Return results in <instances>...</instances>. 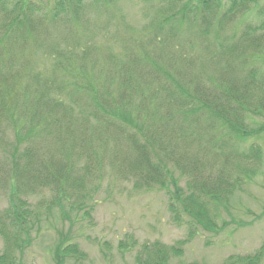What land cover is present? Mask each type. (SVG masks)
I'll list each match as a JSON object with an SVG mask.
<instances>
[{"label": "trees", "instance_id": "obj_1", "mask_svg": "<svg viewBox=\"0 0 264 264\" xmlns=\"http://www.w3.org/2000/svg\"><path fill=\"white\" fill-rule=\"evenodd\" d=\"M257 1L140 0L149 13L135 27L120 0H0V264H17L41 206L65 218L67 203L81 209L91 174L107 166L136 189L165 190L189 238L227 224H217L225 203L255 175L242 165L262 157L261 146H240L264 133L247 123L264 113V18L227 26L264 17ZM60 243L59 264L82 256ZM143 251L139 264H166L181 249Z\"/></svg>", "mask_w": 264, "mask_h": 264}, {"label": "rangeland", "instance_id": "obj_2", "mask_svg": "<svg viewBox=\"0 0 264 264\" xmlns=\"http://www.w3.org/2000/svg\"><path fill=\"white\" fill-rule=\"evenodd\" d=\"M41 1L44 6L53 2ZM120 1L119 8L124 10L126 22L140 27L144 22L142 15L149 13H141L140 0ZM222 1L227 3L229 0ZM257 2L262 5L264 0ZM91 13L87 12L86 16ZM263 18L251 11L228 24V33L239 31L246 23L257 24ZM113 24L109 23L110 26ZM110 47L118 53L117 45ZM256 61L260 65L258 79L264 81V57L260 56ZM247 123L253 127L263 124L264 113L248 117ZM253 143L262 148L260 163L242 165L252 173L255 171V175L245 180L225 203L217 224L219 227L223 221L227 224L218 233L198 227L189 238L187 224L172 221L165 190L157 186L136 189L132 178H122L107 166L101 179L96 178L99 173L91 174L93 179L91 184L85 185L81 209L73 208L72 201L67 203L63 209L67 212L65 218L59 207L48 212L41 206L40 222L34 226L39 230L31 232V240L17 254V264H59L54 247L60 240L63 245L76 243L82 254L77 259L65 257L60 264H139L137 261L147 257L143 247L153 243L181 249L177 254L169 252L166 264H264V133L249 138L241 144L240 150L247 151ZM174 175L177 177L178 173L174 171ZM179 180L183 186L185 180ZM49 196L46 191L30 199L39 203ZM6 204L5 196L0 194V210ZM3 249L4 240L0 235V253Z\"/></svg>", "mask_w": 264, "mask_h": 264}]
</instances>
